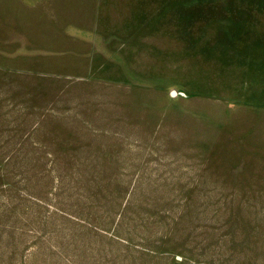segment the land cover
<instances>
[{
	"label": "rangeland",
	"instance_id": "obj_1",
	"mask_svg": "<svg viewBox=\"0 0 264 264\" xmlns=\"http://www.w3.org/2000/svg\"><path fill=\"white\" fill-rule=\"evenodd\" d=\"M0 264H264V0H0Z\"/></svg>",
	"mask_w": 264,
	"mask_h": 264
},
{
	"label": "water",
	"instance_id": "obj_2",
	"mask_svg": "<svg viewBox=\"0 0 264 264\" xmlns=\"http://www.w3.org/2000/svg\"><path fill=\"white\" fill-rule=\"evenodd\" d=\"M172 96H175V93L174 92H172Z\"/></svg>",
	"mask_w": 264,
	"mask_h": 264
}]
</instances>
